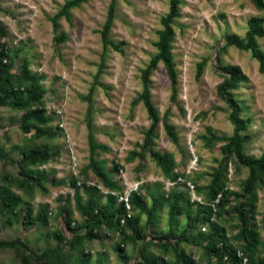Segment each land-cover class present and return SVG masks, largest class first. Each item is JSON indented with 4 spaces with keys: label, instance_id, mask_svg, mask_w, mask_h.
I'll list each match as a JSON object with an SVG mask.
<instances>
[{
    "label": "rangeland",
    "instance_id": "rangeland-1",
    "mask_svg": "<svg viewBox=\"0 0 264 264\" xmlns=\"http://www.w3.org/2000/svg\"><path fill=\"white\" fill-rule=\"evenodd\" d=\"M70 1L0 0V49L8 55L2 68L18 80L26 65L39 78L44 95L34 108L48 119L44 125L25 122L27 110L18 108L13 97L0 100V191L7 187L21 200L13 214L0 208V241L14 244L0 249V264H21L23 257L29 264H145L144 256L157 264L179 259L232 264L205 253L211 222L224 228L242 264H264V176L245 194L249 168L222 149L234 131L228 104L233 98L245 122L244 158L257 164L264 154V70L250 51L229 42L245 45L248 21L264 19V10L252 0H178L170 23L173 97L164 66L148 71L170 0H113L112 45L107 46L101 31L112 0L72 7L54 29L52 20ZM255 39L264 52V31ZM227 68H237L239 79L220 92L230 78ZM145 89L176 141L160 123L144 147L151 123L141 99ZM38 129L45 134L39 136ZM42 147L50 154L48 162H23L22 149ZM154 152L172 155L169 175L154 162ZM91 161L103 167L120 192L103 188ZM216 170L221 193L210 200ZM222 192L228 201L220 207ZM133 193L142 197L140 207L129 203ZM108 195L115 201L108 203ZM90 199L110 212L127 199L130 217L118 226L115 219L123 213L115 214L113 226H101L98 238L89 240L80 209ZM240 204L256 235L251 255L235 211ZM133 224L142 238H133ZM169 231L176 236L186 231L190 242L172 239L163 247L161 237Z\"/></svg>",
    "mask_w": 264,
    "mask_h": 264
},
{
    "label": "trees",
    "instance_id": "trees-1",
    "mask_svg": "<svg viewBox=\"0 0 264 264\" xmlns=\"http://www.w3.org/2000/svg\"><path fill=\"white\" fill-rule=\"evenodd\" d=\"M89 0H72L66 3L62 9V11L54 17L52 20V24L54 29H56V20L60 15H64L65 12L74 7L78 6L81 3L87 2ZM255 7L264 10V0H252ZM177 5L178 0H170L169 12L165 18L162 19L163 30L159 32L158 42L156 43L157 53L152 58L148 71L155 68L159 63H161L166 73L169 77V80L173 89V97L175 93V85H176V75L174 72V64L172 57L170 56V39L172 36V30L170 27V23L173 18L177 15ZM113 13H114V1L112 0L107 13V18L103 29L101 31V38L104 42V45H112L108 41V35L110 33V28L113 21ZM248 29L249 33L247 35V41L245 45H241L238 40L229 39L231 44H235L240 46L251 52L253 59H255L261 70H264V52L258 49L256 45L255 37L263 35L264 31V19L260 18H252L248 21ZM8 58L7 51L4 48L0 49V100H5L10 97H13L15 100V104L18 108L27 110L24 114L25 122H32L37 125H44L48 122L47 118H44L42 115V111L38 108H34V105L39 104L43 98L44 90L42 86L39 84V78L30 74V72L26 69V65H24L23 73L18 80H15L7 70L2 68V62ZM226 73L229 74L230 78L228 81L224 82L220 85V92L226 91L229 88L235 87V82L238 81L239 72L237 68H227L224 69ZM141 99L143 101V106L146 110L147 117L150 120L149 129L145 135L144 147L146 148L154 137V134L161 123L165 132L169 135L171 140L176 141V135L174 133L173 128L168 124L166 118L160 119L158 116L157 110L154 108L150 101V95L148 91L145 89L142 92ZM228 104L230 107L229 119L230 122L234 126L233 135L229 138L224 139L226 141V145L222 148L223 151L232 153L238 162L242 166H246L249 168V175L247 180L244 183L243 191L245 194L251 193L252 187L254 183L257 181L259 176H264V154L261 156L260 161L255 164L252 160L244 158L242 154V145L247 140V137L242 133L245 130V122L240 118L241 108L233 98H228ZM23 130L25 132L29 131L28 127H24ZM37 133L39 136L44 135L45 132L38 129ZM216 139V138H213ZM207 145L211 144V141L206 140ZM23 162L28 166L33 165H42L50 159V154L47 152L46 147L38 148V149H22ZM152 158L156 165L162 170L165 175H169V173L173 169L174 159L169 153H152ZM89 167L92 169L93 173L100 179L103 188H105L109 192H120L121 188L118 184L108 176L103 167H100L96 162L91 161ZM221 173L216 170L213 175V181L210 185V200H214L218 193H221L220 188H216L218 181L220 180ZM1 195V210H5L9 214H13L16 212V208L20 203V197L11 193L10 189L4 187L0 191ZM115 197L112 195H108L107 202L111 203L115 201ZM217 206H224L228 201L227 192H222L221 198L218 199ZM142 202V197L136 193L131 194L129 197V203L135 207H140ZM205 212L211 214L210 208L206 207ZM81 215L85 219L86 226L89 227V232L86 234V237L89 240L97 239L98 234L96 229L101 226L107 225L108 227L113 226L112 219L115 217V214H122L125 211V207L123 203H121L115 210V212L107 211L105 208L102 209L96 205V202L92 199L88 200V202L81 207ZM235 211L239 216L241 222V230L244 240L247 243V250L251 255L255 248V238L256 235L254 232L248 227V222L246 219L245 207L243 204H240L235 207ZM180 212V211H179ZM136 221V219L134 220ZM69 226V222H67ZM115 224L119 226V216L115 219ZM133 232L134 239L142 238V234L136 228V226L131 227ZM176 240V242H190V239L186 235V231L182 232L179 236H176L172 231H169L167 234L161 237V240H165V243H162L163 247L166 245H170V240ZM207 244L203 246L205 253L209 257H214L218 261L223 262L225 258H229L232 264H242V259L238 257L235 247L230 244L226 239V234L224 228L216 222L210 223V229L206 234ZM14 244L12 242H1L0 241V249L13 247ZM173 251L176 255H178V250L175 245L172 246ZM123 260H126V256H121ZM145 264H157L156 260L153 258H148L144 256ZM21 264H29L28 259L23 257L21 260ZM168 264V263H166ZM175 264H193L188 261L186 263L182 262V259L176 261Z\"/></svg>",
    "mask_w": 264,
    "mask_h": 264
},
{
    "label": "built area",
    "instance_id": "built-area-1",
    "mask_svg": "<svg viewBox=\"0 0 264 264\" xmlns=\"http://www.w3.org/2000/svg\"><path fill=\"white\" fill-rule=\"evenodd\" d=\"M123 201H124V207H125V211H124V213H123V216H121L120 218H119V223L122 225V224H124V221L126 220V217H130L129 216V203H128V200L127 199H123ZM226 259V258H225Z\"/></svg>",
    "mask_w": 264,
    "mask_h": 264
}]
</instances>
